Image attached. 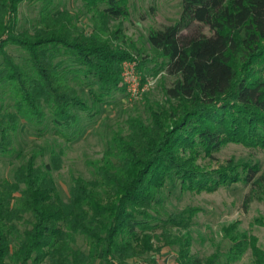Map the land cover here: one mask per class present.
Masks as SVG:
<instances>
[{"label":"trees","instance_id":"obj_1","mask_svg":"<svg viewBox=\"0 0 264 264\" xmlns=\"http://www.w3.org/2000/svg\"><path fill=\"white\" fill-rule=\"evenodd\" d=\"M55 1L0 0V89L9 88L19 114L42 121L43 108L49 109L52 123L63 132L78 124L79 113L93 115L76 86L97 81L95 101L104 103L120 88V64L134 57L113 44L124 42L116 23L129 17L130 0H80L89 30L74 23L67 10L49 14L47 7ZM23 3L42 4L47 13L39 25L17 30ZM182 4L176 23L149 32L154 56L139 62L149 75L163 72L174 78L162 90L163 104L151 103L148 123L126 121L127 135L112 139L92 180L75 178L64 198L53 177L62 167L60 151L41 165L30 157L11 181L0 183V264H135L134 259L152 251L147 210L159 203L166 184L197 194L234 184L251 186L253 193L259 191L255 187L263 189L261 162L230 160L212 170L198 162L214 160L229 144L264 153V0ZM194 24L211 35L199 27L184 35ZM9 45L26 53L27 69L7 53ZM19 121L18 114L0 107V158L11 154ZM252 200L247 195L245 205ZM193 214L189 209L170 216L165 225L186 230ZM22 223L30 228L21 232ZM168 229L163 233L167 241ZM79 236L88 250L78 247ZM225 236L228 264L247 250L254 264H264L255 237L234 233L232 226ZM179 259L202 264L183 255Z\"/></svg>","mask_w":264,"mask_h":264},{"label":"rangeland","instance_id":"obj_2","mask_svg":"<svg viewBox=\"0 0 264 264\" xmlns=\"http://www.w3.org/2000/svg\"><path fill=\"white\" fill-rule=\"evenodd\" d=\"M82 6L80 0H56L47 8L49 14L67 10L74 18V23L83 30H89V16L84 13ZM45 8L42 4H21L16 15V29H31L39 25L41 16L47 13ZM129 9V17L116 23L121 25L124 42L113 44L128 50L134 57L133 60L120 64V78L124 65L131 63L140 80L141 90L129 95L121 79L120 88L106 96L104 103H98L94 97V94L99 93L100 84L97 81L87 86H76L92 109L93 115L79 113L78 124L62 132L52 123L49 109L43 108L42 121L19 114L9 88L0 89L2 110L20 116L13 150L10 155L0 158V183L4 180L11 181L15 169L30 157L34 156L37 164L41 165L50 161L53 152L62 151V167L53 173V177L59 192L64 198H68L73 180L77 177L92 180L96 167L102 162L107 148L112 144V139L127 135L128 119L141 118L148 123V107L151 103L163 104L162 90L164 86L169 87L174 78L165 76L163 72L155 76L153 73L149 75L140 68L139 62L143 57L148 60L153 58V51L147 41L149 32L176 23L182 13V0H130ZM196 27H199L200 32L211 35L207 27L197 24L183 34L190 35ZM6 51L21 68H28L24 62L26 53L23 50L9 45ZM148 67L153 68L154 65L149 64ZM214 156V160H200L198 163L209 170L218 169L230 160L237 164L261 162L264 168V153L241 145L229 144ZM254 189L259 191L253 193L251 186L234 184L213 193L197 194L182 190L180 186L166 184L159 194V203H154L151 209L147 210L151 216L149 223L153 230L146 231V234L151 239L152 251L134 259L133 262L181 264L179 256L183 255L184 260L188 258L202 264L212 259L218 260L216 264H228L226 254L230 242L225 236V230L230 226L233 227L234 233L255 237L257 246L264 252V187ZM250 194L253 200L245 205V197ZM189 209H193L194 214L186 230L165 225L170 216ZM28 220L31 221L30 218ZM19 228L23 232L30 228V225L22 223ZM164 229L170 231L168 241L163 236ZM77 245L83 250H88V244L81 236ZM232 264H254V256L247 250Z\"/></svg>","mask_w":264,"mask_h":264},{"label":"built area","instance_id":"obj_3","mask_svg":"<svg viewBox=\"0 0 264 264\" xmlns=\"http://www.w3.org/2000/svg\"><path fill=\"white\" fill-rule=\"evenodd\" d=\"M129 63L127 66L124 65L122 69V84L126 87V91L129 95L138 93L140 88V80L137 77L134 66L132 67Z\"/></svg>","mask_w":264,"mask_h":264}]
</instances>
